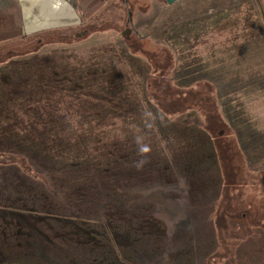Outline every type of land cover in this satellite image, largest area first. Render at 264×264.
<instances>
[{"label": "rangeland", "instance_id": "rangeland-1", "mask_svg": "<svg viewBox=\"0 0 264 264\" xmlns=\"http://www.w3.org/2000/svg\"><path fill=\"white\" fill-rule=\"evenodd\" d=\"M77 1L0 0V116L51 98L65 106L98 102L123 108L137 96L152 103L149 94L164 110L172 111L171 99L186 96L182 87L194 82L196 99L216 103L222 112L228 126L221 140L228 143L233 134L242 148L243 158L240 155L235 169L231 168L236 176L230 178L238 181V198L242 202L251 198L263 207L264 0H175L171 4L94 0V7L84 14L76 11ZM82 29L88 30L87 36L75 40L74 33ZM57 30L59 39L67 43L55 39L47 43L43 38L36 51L22 54L30 49L23 44L25 38L18 37L21 33L31 39L40 31ZM18 48L22 53L10 55ZM142 48L147 59L140 56ZM147 84L148 95L143 91L142 96ZM160 119L161 134L180 173L167 163L159 170L156 191L163 196L161 202L154 197L137 206L127 201L126 192L108 190L110 198L100 200L95 214L78 213L110 216V222L104 219L105 226L84 218L42 215L37 212L42 206L12 198L9 189L19 199L29 191L43 196L44 184L10 162L17 158L10 153L19 155L35 172L51 167L34 149L17 147L11 139L9 146L0 138V264H264L263 212L261 225H253L259 229L255 233L246 221L242 235L219 227L211 235L208 225L196 221L197 228L181 235V221L173 219L177 208L173 203L183 195H220L218 161L207 142L201 143L191 129L203 124V116L190 110L172 122L166 116ZM186 124L191 130L183 137L179 125ZM185 143L190 149L201 147L194 162L186 156ZM228 159L233 160L223 157L224 164H229ZM198 164L213 171H184L190 166L197 169ZM2 174L7 175L6 181ZM209 182L217 183L218 191L203 188ZM150 190L144 191L142 199L148 198ZM110 200L116 211H108ZM48 202L58 213H77L66 199L63 207L55 200Z\"/></svg>", "mask_w": 264, "mask_h": 264}, {"label": "trees", "instance_id": "trees-1", "mask_svg": "<svg viewBox=\"0 0 264 264\" xmlns=\"http://www.w3.org/2000/svg\"><path fill=\"white\" fill-rule=\"evenodd\" d=\"M77 2L76 11L82 14L86 13L88 9L91 10L96 3L94 0H78ZM45 35V39L48 40L47 43H51L49 39L67 43V40L65 42L60 40L55 31ZM29 36L28 33H21L18 37L25 38L26 43L23 44L29 45L30 50L20 52L21 49L19 50V48L23 47L21 45L18 50H11L10 55L36 51L35 49L41 43L37 45L34 38L29 39ZM129 42L127 41V43ZM45 53L48 54V51ZM140 56L147 59L143 48L142 51L140 49ZM45 69L47 71L48 67ZM193 84L194 82L182 87L185 92H188L186 96L181 99L174 96L171 99L174 101L172 111L164 110L163 105H158L152 94H149L152 103H146L143 99L141 101L140 96H137L128 100L123 108L121 105L119 108H115L112 104L100 105L98 102H92L91 105L88 103L65 106L62 100L51 98L12 114L0 116V138L2 141L9 144L11 139L17 147L26 146L34 149L35 153L41 159H45L51 167L43 173L35 172L28 163L20 159L19 155L10 153V156H17L15 159L11 158L10 162L16 163L23 172L40 180L44 185L40 189L43 196H40L37 191H33V194H30L29 191L19 199L13 189H9V195L19 201L21 200V202H31L35 206H42V209H37V212L42 215L54 217L66 215L78 220L84 218L105 226V220H111L110 216L103 218L102 215H99L98 218H93L80 216L78 213L92 212L95 214L99 208L100 200L110 198L108 197L109 193H106L108 190L118 193L126 192L127 201L137 206L139 202L145 201L142 197L148 188L151 189V192L146 196L151 197V199L156 197L154 195L155 189L160 180L157 178V174L159 170L161 171L162 166L167 163L172 166V171H177V174L180 173V170L175 167L177 162L168 151L161 134L159 125L163 121L160 118L166 116L169 122H172L174 117L191 110L203 116V124L195 128L188 126L189 123L179 125V131L182 133L181 136L186 137L192 129L195 134H198V138H201L199 139L201 143L207 142L206 144L210 146L218 161L217 166L222 182L220 206H224L226 209L221 212L222 207H220V212L216 214V226L219 228L241 226L244 229V224L248 221L249 226H252L253 233H255L259 229L253 225H261L259 220L262 212L264 214V206L257 205L255 200L251 198L240 202L237 199L238 193L236 191L239 187L238 181L230 179L236 176L233 169H235L237 158L240 155L243 158L242 148L236 144L237 140L233 134L227 139L231 143L228 142V144L221 140L222 131L228 126L222 119V112L217 108L216 103L212 106L204 98V103L197 100L192 90ZM149 85L147 84L146 88L142 89V96L143 91L148 95L147 87ZM186 89H190L192 93ZM137 90L136 94L140 95V89L137 88ZM202 96L207 98L206 94H202ZM208 98L212 99L210 94ZM82 116L84 117L83 120H81ZM213 124L214 128L210 130ZM185 146L184 150L190 162L199 158L198 150L201 147L195 146L190 149L186 143ZM227 155L233 160L228 159L229 164H224L223 157L227 158ZM7 162L9 161L7 160ZM5 176L7 177V175L2 174L3 181H6ZM153 191L154 194H152ZM63 199H66L77 213H58L50 207L48 202L55 200L60 202L63 207ZM57 204L54 207L60 209ZM112 204L115 203L110 200L108 207H111L108 211H116ZM28 210L32 209L29 208Z\"/></svg>", "mask_w": 264, "mask_h": 264}, {"label": "crops", "instance_id": "crops-1", "mask_svg": "<svg viewBox=\"0 0 264 264\" xmlns=\"http://www.w3.org/2000/svg\"><path fill=\"white\" fill-rule=\"evenodd\" d=\"M210 146H208L209 149ZM212 150V149H211ZM197 169H194L193 166H190L189 169L184 170L185 172H189L192 174V172H194L195 170L198 171H203L206 172L207 171H213L211 166L206 165V164H198V165H194ZM200 169V170H199ZM222 186V182H220V184ZM207 187H204L205 189L210 190L211 193H214L215 191H218V185L217 183H214L213 185L209 184L206 185ZM159 187V186H158ZM157 189H155V194L156 198H157V202H161L163 196L156 191ZM221 190V188L219 189V191ZM182 196V195H181ZM200 196H182V199L177 198V200L175 201L176 204L175 207H177L175 209L176 214L174 215L173 219H178L181 221L180 224V228L179 229L180 233L182 236L185 235V231L190 230L195 228V222L196 221H203L205 223V225H208L210 228L211 232H208V234L211 233V235H213V232L216 228V231L218 230V227L216 226V214H218V212H220V202L222 201V197H220L219 194H217L216 196H209V195H204L201 198H198ZM237 197V196H236ZM149 200H145L147 203L151 202L150 200L151 197H148ZM237 199L241 201L240 197ZM172 204V203H171ZM226 209V207H222L221 212ZM230 211V210H229ZM200 223V222H199ZM200 226V225H198ZM197 228V227H196ZM222 231L224 232L225 230L230 231L231 235H242L244 234V229L241 226H234V227H230V228H221ZM250 232H253L250 231Z\"/></svg>", "mask_w": 264, "mask_h": 264}, {"label": "flooded vegetation", "instance_id": "flooded-vegetation-1", "mask_svg": "<svg viewBox=\"0 0 264 264\" xmlns=\"http://www.w3.org/2000/svg\"><path fill=\"white\" fill-rule=\"evenodd\" d=\"M76 5H78V2H76ZM83 30H86L85 34H82V35H80V36H75L76 33L81 32V31H83ZM55 32H58V30L55 31ZM44 33H45V34H49V32L46 33V31H44V32H42V34H40V35H38V36H36V37L34 38V41L37 43V45H39L40 43L42 44V40H43V38H45V37H44L45 35H43ZM58 33H59V32H58ZM87 34H88V30H87V29H82V30L76 31V32L74 33V35H73V38H74L75 40H80V39L85 38V37L87 36ZM52 35H54V34H52ZM68 41H70V40H68ZM30 48H32V47H30ZM34 48H35V47H34ZM34 48H32V49H34Z\"/></svg>", "mask_w": 264, "mask_h": 264}, {"label": "water", "instance_id": "water-1", "mask_svg": "<svg viewBox=\"0 0 264 264\" xmlns=\"http://www.w3.org/2000/svg\"><path fill=\"white\" fill-rule=\"evenodd\" d=\"M165 1H166L167 4H171V3H173L175 0H165ZM125 31H126V32H129V30H125ZM85 32H86V30H83V31H81V32L76 33L75 36H80V35H82V34H85Z\"/></svg>", "mask_w": 264, "mask_h": 264}]
</instances>
